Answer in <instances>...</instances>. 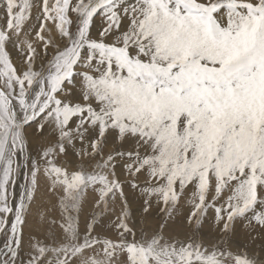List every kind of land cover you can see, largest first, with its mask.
Listing matches in <instances>:
<instances>
[{
    "label": "snow or ice",
    "instance_id": "6c2138e0",
    "mask_svg": "<svg viewBox=\"0 0 264 264\" xmlns=\"http://www.w3.org/2000/svg\"><path fill=\"white\" fill-rule=\"evenodd\" d=\"M182 202L218 243L165 235ZM257 239L264 0H0V264H264Z\"/></svg>",
    "mask_w": 264,
    "mask_h": 264
},
{
    "label": "rangeland",
    "instance_id": "374dc122",
    "mask_svg": "<svg viewBox=\"0 0 264 264\" xmlns=\"http://www.w3.org/2000/svg\"><path fill=\"white\" fill-rule=\"evenodd\" d=\"M97 23H99V19H97ZM9 51L11 52L13 62L19 66L20 60L17 53L9 46ZM48 205L50 207V201L48 196L45 195V190L43 185L41 186L40 192L37 193V202L33 206V213L30 217V220L35 222H39L40 214L45 213L49 209L45 206ZM188 205L182 202V206L180 211L177 213L176 220L174 223H170L168 229L165 232V235H171L178 239L185 240L187 238H191L194 241H200L204 243L206 246L210 245L211 243H218L220 238V233L215 230L210 222H206L200 230L195 232H189V229L186 225H184L183 216L184 212L187 209ZM52 215H56L55 212ZM161 214L158 212L153 213L152 216L148 217L147 220L144 221V227L146 230H152L158 226V222L160 220ZM228 239L232 241L231 246L233 248L237 247L241 242V239H237L234 237L229 236ZM264 244V240L257 239L256 245ZM222 247V246H221Z\"/></svg>",
    "mask_w": 264,
    "mask_h": 264
}]
</instances>
